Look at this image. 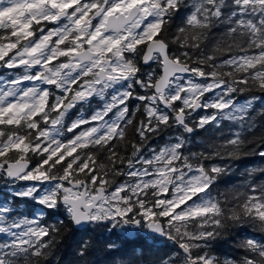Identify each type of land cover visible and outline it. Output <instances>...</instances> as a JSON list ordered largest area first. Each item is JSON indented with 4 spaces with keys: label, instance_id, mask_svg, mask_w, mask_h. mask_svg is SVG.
Segmentation results:
<instances>
[{
    "label": "snow or ice",
    "instance_id": "snow-or-ice-1",
    "mask_svg": "<svg viewBox=\"0 0 264 264\" xmlns=\"http://www.w3.org/2000/svg\"><path fill=\"white\" fill-rule=\"evenodd\" d=\"M153 63L159 74L142 71ZM0 69V264H51L66 224L176 249L149 261L134 248L128 264H264L255 235L242 257L211 250L245 229L264 237V183L217 189L225 161L250 154L253 113L264 118V0H0ZM134 122L140 142L126 158L118 142ZM199 131L208 142L192 151Z\"/></svg>",
    "mask_w": 264,
    "mask_h": 264
},
{
    "label": "trees",
    "instance_id": "trees-1",
    "mask_svg": "<svg viewBox=\"0 0 264 264\" xmlns=\"http://www.w3.org/2000/svg\"><path fill=\"white\" fill-rule=\"evenodd\" d=\"M176 23H180L177 19ZM172 51H176V46H172ZM154 67V66H153ZM156 72L159 74V66L155 68ZM259 95V93H256ZM247 94L244 96H239L238 98L241 102L246 98ZM139 101L132 100L129 104L130 110L134 109ZM260 104L257 103L256 108L259 110ZM201 111L199 115H203ZM196 114H194L195 116ZM253 117L256 121L257 127L254 129V134L249 135L248 139L251 143L246 145V149L250 152L249 155L236 161H225L230 165L231 171L227 176H225L217 185V189L223 191L226 188H232L238 185L250 184V183H264V173L260 172L261 168H264V158H261L258 153L264 151V118L260 117L257 113H253ZM142 118L141 114H137L136 122ZM71 120V118H69ZM225 132L227 128L224 129ZM175 130H164L158 134L151 135L149 139L144 142L143 154L145 156L149 155V149H159L163 147L166 143L170 142L175 135ZM210 133L199 131L196 134L189 137L191 144L189 147L192 151H199L200 145L208 142ZM71 133H66L65 138L70 139ZM133 142L139 143V137L135 133V122L132 127L128 129V141L125 147L123 143L118 142L117 151L121 156L131 157ZM254 153V154H252ZM99 159L101 161L106 160V153H98ZM33 165L36 163L34 158L32 161ZM208 163H220V161H209ZM255 169L252 175L249 176L247 173ZM117 183L122 182L126 179L124 176H117L114 178ZM50 223L52 221H49ZM118 233H110L102 227H96L95 225L88 226V229L83 228L77 229L71 224H66V227L61 230V234L56 237V245L53 249L54 258H50L51 264H56L57 260H62L63 264H78V258L76 256V251L78 247L87 242L89 244V255L86 258L90 264H128L131 257L128 255L132 249L145 248L147 252V259L149 261L156 260L165 255H170L172 251L176 249L171 245L170 242H166L163 238H159L157 242L152 240L142 241L136 237L125 238L120 236ZM255 235L258 239L264 237L259 233L252 232L250 229H245L236 233H233L227 239H221L216 241L212 245V252L214 255L220 258H239L244 255L243 250L239 247V243L246 236ZM108 243H115L117 245L114 249H108L106 245ZM139 255V251L136 253Z\"/></svg>",
    "mask_w": 264,
    "mask_h": 264
},
{
    "label": "flooded vegetation",
    "instance_id": "flooded-vegetation-1",
    "mask_svg": "<svg viewBox=\"0 0 264 264\" xmlns=\"http://www.w3.org/2000/svg\"><path fill=\"white\" fill-rule=\"evenodd\" d=\"M47 26L48 27H52L53 25L49 24ZM155 66L158 67L159 65L153 63V64H150L148 66H144L142 64L141 65V68H142V71H147V70L154 69ZM159 69H160V67H159ZM155 71H156V69H155ZM160 71H161V69H160ZM2 75H7L6 70L0 69V76H2ZM53 91L55 92L56 90L53 89ZM96 107H98V100H93L92 103H91V105H83V106L78 107L76 110L70 112L69 118L75 119L76 116H77V114L90 115L91 109H95ZM81 109H83V112L82 113H81Z\"/></svg>",
    "mask_w": 264,
    "mask_h": 264
}]
</instances>
